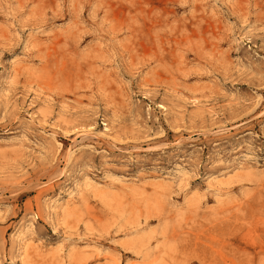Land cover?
Returning a JSON list of instances; mask_svg holds the SVG:
<instances>
[{
    "label": "rangeland",
    "instance_id": "obj_1",
    "mask_svg": "<svg viewBox=\"0 0 264 264\" xmlns=\"http://www.w3.org/2000/svg\"><path fill=\"white\" fill-rule=\"evenodd\" d=\"M0 264H264V0H0Z\"/></svg>",
    "mask_w": 264,
    "mask_h": 264
}]
</instances>
